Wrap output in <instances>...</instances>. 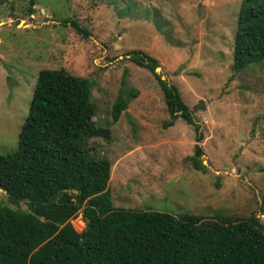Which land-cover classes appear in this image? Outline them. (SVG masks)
<instances>
[{"label": "rangeland", "instance_id": "374dc122", "mask_svg": "<svg viewBox=\"0 0 264 264\" xmlns=\"http://www.w3.org/2000/svg\"><path fill=\"white\" fill-rule=\"evenodd\" d=\"M240 1L0 0V154L16 147L37 72L63 68L90 83L89 122L101 131L88 133L83 148L109 161L113 207L207 219L253 214L264 227V60L231 68ZM65 17L88 35L60 24ZM131 49L157 59L155 72L190 110L203 172L184 160L193 126L181 118L167 125L162 91L128 59ZM122 78L136 96L124 91L126 107L112 122ZM198 100L203 108L192 111ZM69 222L84 226L80 212Z\"/></svg>", "mask_w": 264, "mask_h": 264}, {"label": "trees", "instance_id": "16d2710c", "mask_svg": "<svg viewBox=\"0 0 264 264\" xmlns=\"http://www.w3.org/2000/svg\"><path fill=\"white\" fill-rule=\"evenodd\" d=\"M32 10L28 7L27 13ZM59 22L88 35L75 19ZM127 54L155 77L167 125L181 118L193 126L196 143L184 160L203 172L197 144L201 134L177 89L155 72L157 59L141 49ZM262 60L264 0H241L231 68L238 71ZM124 91L136 96L122 78L111 104L112 122L126 107ZM91 112V86L85 78L63 68L37 72L16 147L0 154V189L6 194L0 199V264H264V227L253 214L207 219L113 207L109 161L83 148L88 133L101 131L89 122ZM77 212L84 222L80 231L69 222Z\"/></svg>", "mask_w": 264, "mask_h": 264}, {"label": "water", "instance_id": "95a60500", "mask_svg": "<svg viewBox=\"0 0 264 264\" xmlns=\"http://www.w3.org/2000/svg\"><path fill=\"white\" fill-rule=\"evenodd\" d=\"M157 67H155V71H156ZM203 105H202V101L198 100L193 106H192V111L196 110V109H202Z\"/></svg>", "mask_w": 264, "mask_h": 264}, {"label": "crops", "instance_id": "0c3cea01", "mask_svg": "<svg viewBox=\"0 0 264 264\" xmlns=\"http://www.w3.org/2000/svg\"><path fill=\"white\" fill-rule=\"evenodd\" d=\"M172 124H173V123H172ZM172 124H171V125H172ZM171 125H170V126H171Z\"/></svg>", "mask_w": 264, "mask_h": 264}]
</instances>
